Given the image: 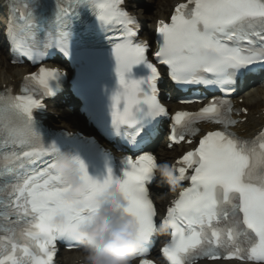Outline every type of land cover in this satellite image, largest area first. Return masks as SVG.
Masks as SVG:
<instances>
[{
	"label": "snow or ice",
	"instance_id": "6c2138e0",
	"mask_svg": "<svg viewBox=\"0 0 264 264\" xmlns=\"http://www.w3.org/2000/svg\"><path fill=\"white\" fill-rule=\"evenodd\" d=\"M79 2L58 0V13L66 14ZM86 2L105 33L109 29L121 33L111 49L118 82L112 96L113 124L132 125L141 112L167 116L157 98L160 73L146 55L148 42L136 40L139 25L122 7L125 0ZM27 15L26 11L22 19ZM156 33L158 47L153 55L168 67L176 85H203L224 94L213 96L197 111H177L171 116L169 148L193 143L199 124L219 129L203 134L198 146L173 165L179 180H189L191 186L171 202L160 222L171 229L162 256L170 264H196L201 258L264 264V129L251 140L229 131L245 122L233 114L247 116V109L234 113L233 93L250 78L264 75V0H186L175 5L170 22H157ZM56 43L66 55L67 46ZM14 51L33 63L43 59L22 26L15 34ZM133 66H143L147 75L126 78ZM56 76L55 67H39L23 78V94L10 89L0 93V264H55L59 244L77 248L74 237L80 225L91 218L97 197L110 184L119 188L126 201L124 213L139 226L142 249L134 259L153 264L146 257L157 232L148 187L154 156L128 158L123 179H113L109 172L103 182L91 178L77 160L86 191L82 199L67 203L63 197L69 186L52 171L58 149L55 144L46 146L33 126V113L44 107L41 97L52 94L49 81ZM38 160L46 165L42 170L27 167Z\"/></svg>",
	"mask_w": 264,
	"mask_h": 264
},
{
	"label": "clouds",
	"instance_id": "9594fccd",
	"mask_svg": "<svg viewBox=\"0 0 264 264\" xmlns=\"http://www.w3.org/2000/svg\"><path fill=\"white\" fill-rule=\"evenodd\" d=\"M77 160H80L77 156L59 150L53 159L52 171L69 186L63 197L67 203L82 199L86 191ZM154 161L152 179L167 182L170 189L180 185L171 164L157 163L155 157ZM125 206L126 201L115 184L103 188L97 197L96 210L74 237L81 253L78 264H132L142 244L137 236L139 226L134 217L124 213ZM166 227L162 224L157 231Z\"/></svg>",
	"mask_w": 264,
	"mask_h": 264
},
{
	"label": "bare ground",
	"instance_id": "6f19581e",
	"mask_svg": "<svg viewBox=\"0 0 264 264\" xmlns=\"http://www.w3.org/2000/svg\"><path fill=\"white\" fill-rule=\"evenodd\" d=\"M5 0H0V6L4 3ZM182 0H171L172 2H179ZM172 5L166 6L164 8L161 7L159 14V19L167 18L168 13L171 10ZM129 8L132 11H135L137 13V18L139 20V28H140V36L144 38H149V32L145 30V28L149 27V23H147V18L143 14H140L139 11L141 9L139 5V0H131L129 4ZM137 8V10H135ZM150 20V19H149ZM4 25V12L2 9H0V27ZM1 38H0V88L2 86H12L15 84L16 81H14L12 74L14 73L16 76L21 77L24 74L27 73L28 68L26 66H13L10 67L8 62V56L5 48L1 45ZM240 98L243 99V104L245 105V109H247V116L246 117H239L244 118L245 122L242 124H239L237 128L235 129L236 133H238L242 137H252L255 133V130L257 127L264 124V88L262 85H256L249 90L245 91ZM81 124L75 116L67 115L66 118H58L56 120L55 126L57 128H62L63 126H78ZM252 125V127L250 126ZM162 144V143H161ZM161 144L159 145V148L157 150L160 152V154L167 153L165 150H161ZM175 195V191L171 190L167 194L159 193L155 195L156 202L160 204H164L167 202L168 199H170L172 196ZM66 256H63V260L66 262V264H78L79 257L81 255L80 251L77 252H70L66 253ZM212 264H235L233 262L229 263H212Z\"/></svg>",
	"mask_w": 264,
	"mask_h": 264
},
{
	"label": "rangeland",
	"instance_id": "374dc122",
	"mask_svg": "<svg viewBox=\"0 0 264 264\" xmlns=\"http://www.w3.org/2000/svg\"><path fill=\"white\" fill-rule=\"evenodd\" d=\"M173 4L174 2L171 3V0H139V5L141 7L139 13L143 14L144 16L150 19V20L147 19L148 20L147 23H149V27L145 28V30H147L151 34L154 28L155 20H157L160 17L159 14L160 8L163 6L165 8L166 6H170ZM135 10H137V8ZM13 78L16 79L15 74H13ZM52 113L53 115H55V118L57 119L63 117L66 118L67 116L66 110L64 108H58L56 110H53ZM64 128L67 127L64 126ZM179 153L180 152L178 151H174L172 152V154H164V156L160 155V157L162 156V161H170L174 157H176Z\"/></svg>",
	"mask_w": 264,
	"mask_h": 264
}]
</instances>
